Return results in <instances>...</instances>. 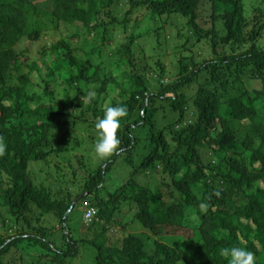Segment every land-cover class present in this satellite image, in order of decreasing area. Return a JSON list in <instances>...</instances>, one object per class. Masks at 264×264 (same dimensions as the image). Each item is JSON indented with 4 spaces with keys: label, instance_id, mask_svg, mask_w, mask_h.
Returning a JSON list of instances; mask_svg holds the SVG:
<instances>
[{
    "label": "trees",
    "instance_id": "16d2710c",
    "mask_svg": "<svg viewBox=\"0 0 264 264\" xmlns=\"http://www.w3.org/2000/svg\"><path fill=\"white\" fill-rule=\"evenodd\" d=\"M49 1L61 37L40 53L59 91L29 90L21 68L40 71L43 61H23L16 50L23 38H40L29 17L41 14V4L0 0V138L7 145L0 155V264L17 255L9 264L81 263L85 243L95 251L92 264H228L220 249L231 246L264 264V0H126L120 16L118 0ZM203 1L211 6L209 27L199 20ZM142 9L160 24L147 31L157 50L168 45L160 32L176 28L169 83L158 55L154 62L143 50L135 56L141 34L126 35L108 62L100 60L106 33L134 29ZM71 26L96 34L102 28L101 44L82 52ZM90 91L92 102L85 99ZM109 104L126 106L128 116L118 151L100 158L95 123ZM140 146L136 165L132 152ZM119 158L129 178L103 197ZM122 205L134 208L129 224L150 235L126 232L127 223L118 239H108ZM80 207L97 211L88 229L98 233L89 241L68 226ZM46 218L58 227L48 228ZM179 229L190 230L183 243ZM53 231H62L60 243Z\"/></svg>",
    "mask_w": 264,
    "mask_h": 264
},
{
    "label": "rangeland",
    "instance_id": "374dc122",
    "mask_svg": "<svg viewBox=\"0 0 264 264\" xmlns=\"http://www.w3.org/2000/svg\"><path fill=\"white\" fill-rule=\"evenodd\" d=\"M34 1H39L37 4H41V8L39 10L42 12L38 16H33L31 18L29 17V20L32 23V25H36L37 23H39L40 38L37 40L36 39L28 40L27 38H23L21 42H19V44L16 46V50L20 52L24 51V55L26 54L22 58L23 61L27 59V61L29 62L43 61V63H42V68L40 71H36V70L30 71V69L26 68L25 66L21 68V71L29 74L31 82L29 85L26 86L29 90L40 91L43 89H52L53 86H55V90L59 91L60 88L58 87L61 86L60 81L53 80L52 78L47 76L46 74L47 70L45 69L44 62L48 63L49 58H46V56L42 55L40 51H41L42 46L49 45L53 42L58 41L59 36L61 37V35H59V32L54 27H52L53 23L51 22L52 20L49 17L51 16V14H48L50 10V1L49 0H42V1L34 0ZM127 6H128V3L126 2V0H118L117 6L115 9L116 13L120 16V14L121 13L123 14L124 11L128 8ZM260 6H263V5L261 4ZM198 12L200 15V18H199L200 24L204 25L205 27H209L210 26L209 16L211 14L210 3H208L207 1H203L201 6L198 9ZM44 14H48V15H44ZM148 16L149 14H147L142 9V10H139L136 16L134 17H137V18L145 17V18L143 21H138V24L136 25V27H134V29L132 28L133 27L132 26L131 28H127L125 32H122L120 30L112 31V28H111V31L109 30L105 35L107 40H109V42L107 43V47L104 49V51L101 52L100 60L105 63L108 62L109 52L115 46L120 44V42L124 40L126 35L133 33V32L135 35L141 34V37H139L137 39V42L134 44V46L138 45V50L136 51L135 56L139 57V53L141 54L143 50V54L145 58L148 57L147 59L148 61L153 60L149 62H154L155 58L153 57H155V55H158L160 59L162 60L165 66V69L170 74V76L168 74L166 76L164 75L163 80L169 83L170 78H172V75H171L172 70H169V69H173V62L171 63V60L173 58L172 56H170V52H172V50L174 49V45H173L174 44V33H175L176 28L171 29L170 27H168L165 29L166 31L164 30V32L162 31L160 32V36H161L160 40H167L166 42L168 43V45L165 44V46H163L164 47L163 49L157 50L155 48V41L151 40L148 37L147 31H149L150 28L151 30H153L154 28L158 27V25L160 24L153 25V23L147 19ZM104 21H107V19L104 18ZM70 31H71L72 44L80 47L82 49V52H85V53L91 52L92 51V49L90 50L91 44H95L97 46L101 44L102 28H100L97 34L93 33L92 31L86 30V29L84 30L82 28H78L76 26H71ZM164 33L166 34V37H164L165 36ZM201 47L205 49L202 54L204 56H208V50L206 46L203 45ZM194 50L196 51V48ZM163 53H166V54H163ZM95 62L99 63L96 58H95ZM102 68L105 69L106 67L102 66ZM16 74H19V73H16ZM113 74L116 75L117 72ZM135 133L136 135L140 134V131L135 132ZM142 152L143 150L141 146L140 148H138L137 150L135 149L134 152H132L133 157H134L133 160H135L136 165L139 164V159L137 158V156H139ZM75 153L77 152L74 151V152L68 153L67 156L71 161H74ZM130 172H131V168L124 162V159L119 158L116 161L115 165L111 168V170L107 172L105 183H104V188L102 190V196L105 197L108 193L114 192L117 188H119L122 184H124V182L129 178ZM150 185H152L153 188H155L156 179L152 180L150 182ZM84 210H85L84 207L75 208L68 216V226L70 228L71 235H73L74 238L86 239L89 241L94 236V234L98 233V229L96 228L88 229L89 226L92 225V223H90L87 226H85L82 223V214ZM134 213H135L134 208L128 209L126 205H122L120 212L115 217V220H116L115 226L112 227V229H110L108 232V235H107L108 239L109 238L118 239L119 236L121 235L120 228L125 227L127 223L129 224V222L132 221ZM46 219H47L46 225L48 228L58 227V224L51 221L50 218H46ZM94 221H97V218H95ZM126 228H127L126 232L128 233H134V234L141 233L143 237L150 235L149 233L147 234L145 230L140 229V227L137 224H133V225L129 224ZM53 232L54 233L52 234L51 239L60 243L61 241L60 233H62V231H53ZM177 234H178V237L181 238V243H183L182 241L185 242L187 238H182V237L190 236V230L179 229L177 231ZM14 254L11 252L8 258H11ZM94 256H95V251L92 248H90L88 244L86 243L82 244L81 253L78 259L79 260L78 262H81V263H76V264H92ZM16 258H14L13 256V258L9 259V261L6 260L7 258H4L3 264H9L11 260L13 259L17 260Z\"/></svg>",
    "mask_w": 264,
    "mask_h": 264
},
{
    "label": "clouds",
    "instance_id": "9594fccd",
    "mask_svg": "<svg viewBox=\"0 0 264 264\" xmlns=\"http://www.w3.org/2000/svg\"><path fill=\"white\" fill-rule=\"evenodd\" d=\"M96 97V92L90 91L85 99L92 102ZM128 116L126 106L109 104L106 106L104 114L98 118L95 128L98 130L99 140L94 146V151L100 158H107L118 151L121 144V138L118 135L121 129V121ZM7 145L0 138V155L6 152ZM219 195V193H217ZM201 210H207L208 204L201 203ZM97 212V211H96ZM83 215V214H82ZM220 255L228 260V264H256V255L254 252L240 246L223 247L220 249Z\"/></svg>",
    "mask_w": 264,
    "mask_h": 264
},
{
    "label": "built area",
    "instance_id": "2783aa9c",
    "mask_svg": "<svg viewBox=\"0 0 264 264\" xmlns=\"http://www.w3.org/2000/svg\"><path fill=\"white\" fill-rule=\"evenodd\" d=\"M95 214H96V210L95 209H93V208L85 209V211H84V213L82 215V223L85 226L89 225L92 222Z\"/></svg>",
    "mask_w": 264,
    "mask_h": 264
},
{
    "label": "water",
    "instance_id": "95a60500",
    "mask_svg": "<svg viewBox=\"0 0 264 264\" xmlns=\"http://www.w3.org/2000/svg\"><path fill=\"white\" fill-rule=\"evenodd\" d=\"M75 203H76V201L73 203V205L71 206V208L74 206Z\"/></svg>",
    "mask_w": 264,
    "mask_h": 264
},
{
    "label": "bare ground",
    "instance_id": "6f19581e",
    "mask_svg": "<svg viewBox=\"0 0 264 264\" xmlns=\"http://www.w3.org/2000/svg\"><path fill=\"white\" fill-rule=\"evenodd\" d=\"M85 211V210H84ZM84 213V212H83Z\"/></svg>",
    "mask_w": 264,
    "mask_h": 264
}]
</instances>
